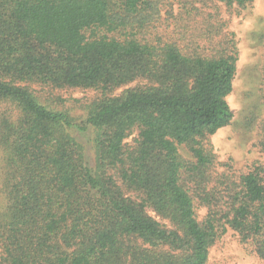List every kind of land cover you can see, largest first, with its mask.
Listing matches in <instances>:
<instances>
[{"label":"trees","instance_id":"trees-1","mask_svg":"<svg viewBox=\"0 0 264 264\" xmlns=\"http://www.w3.org/2000/svg\"><path fill=\"white\" fill-rule=\"evenodd\" d=\"M174 1L0 0V103L16 105L0 106V264H213L229 229L264 259V162L221 172L211 141L234 117L235 35L203 29L206 47L169 24L147 35L164 12L176 17ZM253 1L179 2L189 15L195 2ZM138 79L147 83L106 97ZM28 81L104 96L76 123L18 84ZM71 130L94 131L95 167Z\"/></svg>","mask_w":264,"mask_h":264},{"label":"rangeland","instance_id":"rangeland-1","mask_svg":"<svg viewBox=\"0 0 264 264\" xmlns=\"http://www.w3.org/2000/svg\"><path fill=\"white\" fill-rule=\"evenodd\" d=\"M179 1L182 0L174 1L176 17L167 21V14L164 12L163 19L156 28L151 27L147 35L163 33L169 24V31L173 34L178 31V35H185L190 40L195 35L199 36V42L204 47L209 45L208 38L202 33H197L203 29L205 31L208 27H214V31L219 28L224 33L235 35L239 60L234 88L228 96L234 117L228 126L212 136L211 141L220 162L219 171L239 176L248 171L254 163L264 162L261 146L264 124V0H254L246 8L229 7L224 3L205 6L195 2L199 10H191L189 15L181 12L182 4ZM211 28L206 30V35L212 33ZM220 37L221 33L217 31L216 38ZM146 83L147 81L138 79L105 95L118 97L127 90ZM18 84L27 86L35 97L50 109L67 112L76 123H84L91 109L104 96L97 88H57L30 81ZM0 106L2 109H14L16 105L2 102ZM70 132L85 146L88 165L95 167L96 155L92 141L95 137L94 131L85 134L76 130ZM138 134L139 130L136 128L126 140L128 147L135 146ZM180 152L184 157L193 159L187 146L181 145ZM3 159L0 150V211L7 207V199L2 190ZM125 192L130 193L127 190ZM198 213L200 219H203L208 213V208L201 206ZM151 214L162 223H167L155 213ZM210 260L213 264H264V259L257 254L255 246L251 242H243L240 235L232 229L211 248Z\"/></svg>","mask_w":264,"mask_h":264}]
</instances>
